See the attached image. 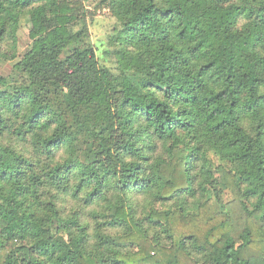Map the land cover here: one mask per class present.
<instances>
[{
    "label": "trees",
    "instance_id": "trees-1",
    "mask_svg": "<svg viewBox=\"0 0 264 264\" xmlns=\"http://www.w3.org/2000/svg\"><path fill=\"white\" fill-rule=\"evenodd\" d=\"M99 8L117 73L86 0H0V264H264V0Z\"/></svg>",
    "mask_w": 264,
    "mask_h": 264
},
{
    "label": "rangeland",
    "instance_id": "rangeland-1",
    "mask_svg": "<svg viewBox=\"0 0 264 264\" xmlns=\"http://www.w3.org/2000/svg\"><path fill=\"white\" fill-rule=\"evenodd\" d=\"M102 0H86V8L89 13L93 14V18H87L86 22L89 26L90 40L96 49V54L98 56L100 64L105 67L111 68L115 73L118 72L117 68L119 66L118 58L115 55L116 47L111 44L110 38L115 32V28L118 26V23L115 18L112 17L111 13L106 9L99 8V5ZM21 28L18 34V44L16 50L22 55L28 45H29V25L28 22L22 19ZM82 27V24H79ZM13 62H5L0 59V75L9 76L12 73ZM16 143L13 141V144ZM210 159L212 162L213 168L221 165L220 159L214 155L210 154ZM223 198L226 201L231 200V194L225 192ZM138 203H144V199L139 197L137 199ZM190 205H193V199L189 200ZM60 206L64 208L66 214L73 216L76 213V210H80L78 215L84 222H87L91 225V231L93 232L94 228L97 226L96 221L93 219L92 214L103 213L106 211L107 202H96L94 204H87L82 201L80 194H68L64 195L63 203H60ZM155 211H164L168 209V204H165L163 207L160 204L153 205ZM151 208L144 207L140 212L139 216H145ZM194 213L195 210L193 209ZM153 236H156L157 233L154 231H149Z\"/></svg>",
    "mask_w": 264,
    "mask_h": 264
}]
</instances>
